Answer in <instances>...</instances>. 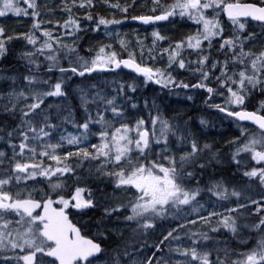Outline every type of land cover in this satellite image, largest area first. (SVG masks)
Instances as JSON below:
<instances>
[{"label": "snow or ice", "instance_id": "6c2138e0", "mask_svg": "<svg viewBox=\"0 0 264 264\" xmlns=\"http://www.w3.org/2000/svg\"><path fill=\"white\" fill-rule=\"evenodd\" d=\"M101 2L120 17L95 11L98 0H60L64 18L49 20L47 3L0 0V16L31 18L25 32L0 24V57L14 38L30 45L21 73L0 72V264H101L105 253L102 264H264V0H145L131 17L137 0ZM176 16L194 30L153 28L150 44L120 34L129 19ZM109 26L120 50L103 41L82 55L81 32ZM125 68L137 75L117 78ZM137 81L221 97L210 107L240 127L227 155L155 99L141 109ZM165 220L174 227L155 233Z\"/></svg>", "mask_w": 264, "mask_h": 264}, {"label": "trees", "instance_id": "16d2710c", "mask_svg": "<svg viewBox=\"0 0 264 264\" xmlns=\"http://www.w3.org/2000/svg\"><path fill=\"white\" fill-rule=\"evenodd\" d=\"M38 2L40 3H47L48 7L51 9H54V14L50 15V19H62L64 18V14L61 13V11L56 7L58 4L57 2H55V0H44V2H42V0H38ZM112 3H116L117 0H111ZM120 3H123L124 0H119ZM129 3H131V0H128ZM162 3H168L169 0H161ZM22 3V0H21ZM138 3V1H137ZM148 3L150 4V2L148 1ZM98 5L94 10L100 12L101 14H105V15H111V14H115L116 18H119L121 13L118 9H113V8H109L107 6H104L101 2V0H98ZM140 3L137 4V7L131 9L128 13L129 17H131L132 15H136V14H140V12L142 11V9L140 8ZM44 16V15H43ZM45 18H47L45 16ZM30 17L24 16V15H19V16H12V15H5V16H1L0 17V24L4 25L6 27V29L8 30V33H11L13 31L15 32H25L28 30L29 26L31 25L30 22ZM44 19V17H43ZM10 25L7 27V25ZM28 26V27H27ZM153 28H156L158 30L161 31L162 34H164L165 36L171 38V39H178L181 38L183 35L187 34L185 31L186 29L188 31L190 30H194V24L191 21H188L186 18H181V17H170L168 20L163 21L161 23L152 25V26H143L137 23V21H132L131 19H129L128 21H123L122 22V27H120V31L123 35H125L129 40H131L133 43H135V35H139L141 37L144 38V40L146 41L147 44L151 43V40L149 39V35L152 32ZM103 28H101L100 30H98L97 32H91V31H87L84 30L81 32V36H82V40L80 41L83 44H79V47L81 49V54H85L87 53H91L89 51L90 48L94 47L96 44H98L99 42H103V41H107L105 40V38L103 37ZM109 43H111L110 41H108ZM169 42V41H167ZM28 46V44L23 40V38H14L13 41L9 42L7 47H8V51L7 53L3 56L0 57V72H4L6 74H13V73H21L24 70V62H21L19 60H17L18 56L24 51V47ZM114 43H113V47H114ZM118 46V45H116ZM119 47V46H118ZM126 55V53H124ZM91 54L87 55L90 56ZM186 58H191V59H195V53L194 54H190V55H186ZM166 58V56H165ZM167 60V59H166ZM166 62V61H165ZM157 63H160V60H157ZM195 74H194V78L191 79L192 83H195ZM7 83H9V81H2L0 82V88L2 87H6ZM195 91V95L192 98V109L190 111H187V113L182 115V118L186 121H188V118H197V120H201V117H203L207 123L206 125H209V128L212 127L213 123H216V121L218 120V117H221L223 121H233L230 120L224 116H222L220 113L217 112H211V110H204L202 109V107L205 105V97L207 96V92L204 89H193ZM176 91V90H175ZM186 91L187 89H179L178 92H182L183 96L186 95ZM249 107L251 108L252 105H249ZM7 117L6 116H0V120H6ZM71 126V125H69ZM227 129L228 127L225 126L223 127L222 130L226 131L225 135H229L230 133H227ZM233 135H231L230 137H228V140L232 137ZM225 144V143H223ZM220 144L216 147H218L221 150V153L223 154H227V150L226 148H228L227 145ZM223 148H220L222 147ZM224 167V166H223ZM225 169H227V171H231L230 168H228V166L224 167ZM91 187H93L95 189L96 185L92 184L90 185ZM253 198H255V196H253ZM227 207V206H226ZM87 217H90L92 220H95V217L99 215V210L98 209H93L90 212H86L85 214ZM81 222H85V217L81 216ZM174 227V224H172ZM113 238L115 239V236H113ZM137 247V246H136ZM158 255L160 253H157ZM103 256H108L109 259H111V255L110 253H105L102 254Z\"/></svg>", "mask_w": 264, "mask_h": 264}, {"label": "rangeland", "instance_id": "374dc122", "mask_svg": "<svg viewBox=\"0 0 264 264\" xmlns=\"http://www.w3.org/2000/svg\"><path fill=\"white\" fill-rule=\"evenodd\" d=\"M138 3L137 4H142L145 2V0H137ZM150 2V0H147V2ZM42 2H44V0H42ZM55 2H57V4H59L60 0H55ZM45 3V2H44ZM5 15H12V16H19V15H23V14H16V13H7ZM4 15V16H5ZM45 16L47 18H45ZM1 17V16H0ZM3 17V16H2ZM45 20H49L51 17L50 15H44L43 16ZM176 17H180V16H176ZM31 22V19H30ZM193 23V22H192ZM10 26L9 24L7 25V27ZM28 27V26H27ZM112 35L108 36L106 34V32L103 30L102 34L103 37L105 38V40L110 41L111 43H114V47L116 48L117 51H119V47L116 46L118 45L117 43H115L116 40V29L112 28V26H109L108 29ZM186 33H188L189 31L186 29L185 31ZM120 34L123 35L120 31ZM149 39L151 40V33L149 35ZM167 41H161L159 42V45L161 47L166 46L167 45ZM30 45H28L26 47H24V51L26 49H29ZM89 54H93V53H85L82 54L84 56H87ZM186 55H190V54H194V52L191 51H187L185 52ZM41 59H43L41 57ZM167 57H164V62L166 61ZM17 60L24 62L23 64H25V61L22 59L21 54L18 56ZM193 67H195V65H193ZM118 73V77L117 78H123L125 80H129L132 78V75L123 73V72H117ZM180 75L183 76L186 80H191L194 78V73H189L188 71L185 70H181ZM109 79H111V77H108ZM137 92H136V97L139 99L140 101V107L141 109H143V100L145 97H147L149 99V102L151 103V101L153 99H155L157 105L159 106V108L161 109V111L167 115V116H171L174 112L180 113L181 116L185 113H187V111H190L192 109V98L195 96L193 94H195V91L193 89H187L186 91V95L182 96L179 94L177 89H168V88H164L162 89L160 86L153 84L152 82H149L147 85H144L142 83V81H137ZM0 90H6V87H2L0 88ZM176 90V91H175ZM189 96L191 97V99H189ZM222 98L217 96L215 97V99H209L208 103H205V105L202 107V109L204 110H211V112H216L215 108L210 107L211 104L213 103H217L220 102ZM215 110V111H214ZM143 114H146V111L143 112ZM187 126L188 128H190L193 131H197L199 132L200 136H201V142H203V138L207 137V139L210 142H213L216 146L223 144L225 140H228V137H230L231 135H240V127L239 125L235 122V121H223L221 117H218V120L216 121V123L212 124V127L209 128V125H201L200 121L197 120V118H188L187 121ZM227 126V133H230L229 135H225V132L223 129V127ZM67 130L68 131H73L72 126H67ZM95 142V141H93ZM226 144H223V146ZM3 146V142L0 141V147ZM220 147V148H223ZM228 146V145H227ZM227 149V148H226ZM225 156L227 154H224ZM243 155V154H242ZM224 167L227 166V160L224 161L223 164ZM259 188L257 187H253L252 189V193L258 192ZM251 194V193H250ZM227 206V205H225ZM81 220V217H80ZM173 226L172 224H169L168 220H165L163 222H158V225L155 229V233H160L162 229H166L167 227ZM139 247V245L137 246ZM143 251V250H142ZM165 251H167V249L165 248ZM174 259H178L180 258L178 254L173 253L172 254ZM106 256H99L101 264L102 262L105 260Z\"/></svg>", "mask_w": 264, "mask_h": 264}, {"label": "bare ground", "instance_id": "6f19581e", "mask_svg": "<svg viewBox=\"0 0 264 264\" xmlns=\"http://www.w3.org/2000/svg\"><path fill=\"white\" fill-rule=\"evenodd\" d=\"M137 23L138 24H140V25H143V26H146V27H148L149 25H155V24H158V23H160V22H149V24H144L143 22H141V21H137ZM11 27V26H10ZM11 28H13V27H11ZM81 43V42H80ZM84 43V42H83ZM83 43H81V44H83ZM80 44V45H81ZM117 72H123V73H126V74H129V75H132V76H134V75H137V74H134V73H131V72H128V71H126V70H123V71H119V70H117ZM154 84V83H153ZM99 256H101L102 254H98Z\"/></svg>", "mask_w": 264, "mask_h": 264}, {"label": "water", "instance_id": "95a60500", "mask_svg": "<svg viewBox=\"0 0 264 264\" xmlns=\"http://www.w3.org/2000/svg\"><path fill=\"white\" fill-rule=\"evenodd\" d=\"M159 22V21H158ZM123 70H126V71H128V72H131L132 73V70H129V69H123ZM135 74V73H134ZM234 119V118H233ZM241 123H246V124H249V125H251V122H244V121H241Z\"/></svg>", "mask_w": 264, "mask_h": 264}]
</instances>
